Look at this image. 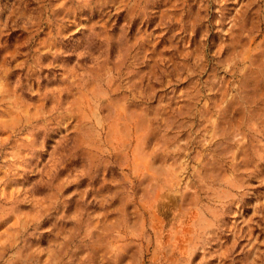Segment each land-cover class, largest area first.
<instances>
[{
	"label": "rangeland",
	"instance_id": "obj_1",
	"mask_svg": "<svg viewBox=\"0 0 264 264\" xmlns=\"http://www.w3.org/2000/svg\"><path fill=\"white\" fill-rule=\"evenodd\" d=\"M0 264H264V0H0Z\"/></svg>",
	"mask_w": 264,
	"mask_h": 264
}]
</instances>
